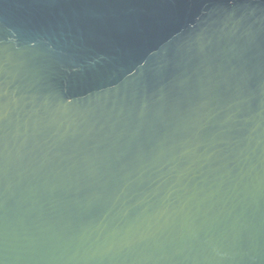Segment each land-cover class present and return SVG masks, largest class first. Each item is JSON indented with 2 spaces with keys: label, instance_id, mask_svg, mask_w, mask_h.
<instances>
[{
  "label": "water",
  "instance_id": "1",
  "mask_svg": "<svg viewBox=\"0 0 264 264\" xmlns=\"http://www.w3.org/2000/svg\"><path fill=\"white\" fill-rule=\"evenodd\" d=\"M0 264H264V0H0Z\"/></svg>",
  "mask_w": 264,
  "mask_h": 264
}]
</instances>
